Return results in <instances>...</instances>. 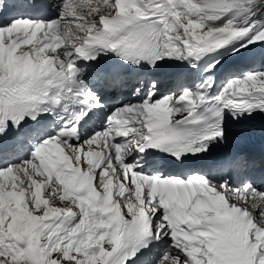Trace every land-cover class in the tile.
I'll list each match as a JSON object with an SVG mask.
<instances>
[{
  "label": "snow or ice",
  "instance_id": "obj_1",
  "mask_svg": "<svg viewBox=\"0 0 264 264\" xmlns=\"http://www.w3.org/2000/svg\"><path fill=\"white\" fill-rule=\"evenodd\" d=\"M264 0H0V264H264Z\"/></svg>",
  "mask_w": 264,
  "mask_h": 264
},
{
  "label": "bare ground",
  "instance_id": "obj_2",
  "mask_svg": "<svg viewBox=\"0 0 264 264\" xmlns=\"http://www.w3.org/2000/svg\"><path fill=\"white\" fill-rule=\"evenodd\" d=\"M248 124H256V125H261L264 127V116H259L257 117L255 120H252V121H248L247 122Z\"/></svg>",
  "mask_w": 264,
  "mask_h": 264
}]
</instances>
